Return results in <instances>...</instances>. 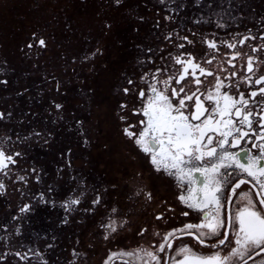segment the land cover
I'll list each match as a JSON object with an SVG mask.
<instances>
[{"label":"snow or ice","instance_id":"6c2138e0","mask_svg":"<svg viewBox=\"0 0 264 264\" xmlns=\"http://www.w3.org/2000/svg\"><path fill=\"white\" fill-rule=\"evenodd\" d=\"M249 11L257 12L250 0H106L107 15L97 18L100 37H86L81 55L62 57L75 82L89 73L76 108L69 107L70 81L52 72L43 77L49 86H41L43 111L17 119L0 110V197L10 189L27 197L19 214L0 225V264H93L100 245L101 264H264V13L254 31L245 23ZM121 14L135 22V59L131 68L114 72L119 57L109 59L106 41ZM149 20L151 36L141 40ZM54 39L33 30L20 51L39 60ZM202 45L198 57L194 49ZM116 46L125 49L128 42ZM4 67L0 88L7 89L12 82L7 62ZM98 67L116 83L103 119L94 124L78 109L90 112L96 103L97 89L88 80ZM13 121L19 127L9 131ZM60 133L70 134L89 157L107 158L99 182L77 174L72 146L57 151L63 166L45 178L32 152H51ZM65 181L69 189L58 205L57 185ZM33 184L46 187L30 195ZM165 188L174 189L173 199ZM41 206L63 210L60 229L91 226L74 234L68 258H61L68 249L55 232L37 234L43 245L26 232L25 219L30 225ZM128 233L135 246H113Z\"/></svg>","mask_w":264,"mask_h":264},{"label":"flooded vegetation","instance_id":"af4514ba","mask_svg":"<svg viewBox=\"0 0 264 264\" xmlns=\"http://www.w3.org/2000/svg\"><path fill=\"white\" fill-rule=\"evenodd\" d=\"M49 1L50 3H45V0H0V73L5 71L4 65L7 62V78L12 82L9 88H0V110L8 109L13 111L17 119L22 118L23 113L26 111H43L44 106L41 104L40 96L41 86L44 89L49 87L44 82L43 77L52 72H56L62 75L64 79L70 81L69 107L76 108L75 101L80 100L78 95L80 84L85 77L89 76V73L82 71L79 83L75 82L74 74L62 57L66 55L71 58L81 55L88 47L85 38L90 36L99 38L101 35L97 18L101 15H107L105 13L106 0H101L102 5H99L96 14H94V11H90L85 19L78 17L75 9L78 7L84 10L87 8L88 2L85 5L82 0H70L62 5L59 0ZM250 2L257 9V12L249 11V20L245 23L255 31L259 26V16L264 13V5L261 4V0H250ZM14 11L20 12L19 19L16 21L13 19ZM2 12H6V17ZM140 12L142 15L154 16V13L148 12L143 8L140 9ZM134 23V21L128 20L121 14L117 32L106 41L109 48V59L119 57L118 61H114V72L119 71L121 67L131 68L135 59V51L131 43L133 39H136L135 35L129 39L128 46L125 49H118L116 46L120 36L126 32V28L132 31ZM68 24L72 25L71 29L68 28ZM150 27L151 20L143 26L141 40L151 36ZM33 30L55 36L49 51L41 56L39 60L30 59L20 51ZM228 38H231L230 34H228ZM121 39L126 40L122 36ZM205 50L206 46L203 45L194 49L198 57ZM207 51L210 52L211 50ZM37 64L39 67H37ZM66 69H68L67 72H65ZM98 72V75L88 80L89 85L97 89L96 103L91 105L90 112L84 108L78 109L80 115L87 117L94 124L97 117L103 119L107 104L111 98L113 85L116 83L112 73H106L99 67ZM241 75L243 76V73ZM202 79L207 81L211 78L202 77ZM27 89H31V91L26 92L25 96L17 95V90L26 91ZM244 91H248L246 85L244 86ZM18 127L17 122L13 121L8 130L11 131L12 128ZM3 131L4 129L0 128V134ZM67 146H72L75 149L77 174L83 171L94 181L99 182L105 168L104 160L107 158L99 157L98 155L89 157L85 151L77 146V141L67 133H60L58 143L51 152L40 148H35L32 152V158L38 162V165H42L46 169L45 178L52 179L56 175L58 166H63V162L57 160L56 153ZM241 147L251 146L245 144ZM233 151H239V149H234ZM111 178V176L105 177V179ZM44 187L46 186L33 184L29 194H38ZM68 189L69 184L66 181L57 185V193L55 195L57 196L58 205L61 197L68 192ZM162 192L170 200L173 199L168 188L162 189ZM26 202L27 197L21 199V193L19 191L13 192L11 189L7 198L0 197V225L10 221L14 214H19L20 207ZM62 211L59 206L55 210L41 206L37 213L31 216L30 225L27 218L24 223L26 232L30 233L31 237L37 241H39L37 234L46 235L55 232L59 237L57 243L61 248L68 249V251L64 252H60V249H57V252L61 254V258L65 259L69 257L70 250L73 247L74 234H87L92 229L91 226H81L78 222L73 223L70 228L60 229L59 223ZM183 219V217L180 218V220ZM176 223H179V220ZM39 243L43 245L44 242L39 241ZM127 243H129V246H135L136 244V240L133 239L131 233H128L127 237L121 236L119 241H114L113 246L115 247L119 244V248L124 249L127 247ZM192 243L194 244L195 242L193 241ZM202 250L209 251L208 249L200 248V251ZM104 256L105 249L100 245L97 252L91 257L93 264H101Z\"/></svg>","mask_w":264,"mask_h":264},{"label":"rangeland","instance_id":"374dc122","mask_svg":"<svg viewBox=\"0 0 264 264\" xmlns=\"http://www.w3.org/2000/svg\"><path fill=\"white\" fill-rule=\"evenodd\" d=\"M60 1V4H62V5H64V4H66L68 1H70V0H59ZM78 2V1H77ZM87 2H88V5L86 6L87 8H85L84 10H81V9H79L78 7L75 9V12L77 13L76 15L78 16V17H80V18H82V19H85L86 18V16H88V14H89V12L90 11H94V14H96V12L98 11V9H99V5L101 4V0H87ZM45 3H50V1L49 0H45ZM79 3V2H78ZM2 14H4L5 15V17H6V12H2ZM18 14V15H17ZM20 14V12H17V11H14L13 12V19L16 21V20H18L19 19V15ZM127 30H129V29H127L126 28V31ZM127 34H128V31H127V33L125 34V39L127 38ZM120 39H121V36H120ZM169 189V191L171 192V194L173 193V191H174V189H172V188H168ZM238 191H240V190H238ZM149 219H150V217H149ZM140 221H138V223H139ZM127 246H129V243H127L126 244ZM209 251H201V253L202 254H207Z\"/></svg>","mask_w":264,"mask_h":264},{"label":"trees","instance_id":"16d2710c","mask_svg":"<svg viewBox=\"0 0 264 264\" xmlns=\"http://www.w3.org/2000/svg\"><path fill=\"white\" fill-rule=\"evenodd\" d=\"M101 5H102V2H101V4H100V6H101ZM127 29H128V28H127ZM131 30H132V29H131ZM127 31H128V34H127V38H126L125 41L129 42V39L132 38V37L134 36V34H133L132 31H129V30H127ZM127 31L124 33V35H121V36L125 38V34L127 33Z\"/></svg>","mask_w":264,"mask_h":264}]
</instances>
